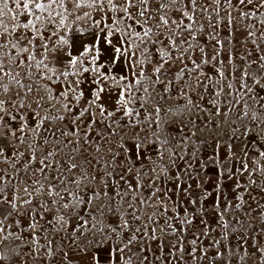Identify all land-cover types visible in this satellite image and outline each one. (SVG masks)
Wrapping results in <instances>:
<instances>
[{
    "label": "snow or ice",
    "instance_id": "obj_1",
    "mask_svg": "<svg viewBox=\"0 0 264 264\" xmlns=\"http://www.w3.org/2000/svg\"><path fill=\"white\" fill-rule=\"evenodd\" d=\"M0 264H264V0H0Z\"/></svg>",
    "mask_w": 264,
    "mask_h": 264
}]
</instances>
